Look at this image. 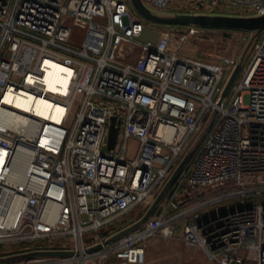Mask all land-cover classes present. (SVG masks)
Masks as SVG:
<instances>
[{"label":"built area","instance_id":"1","mask_svg":"<svg viewBox=\"0 0 264 264\" xmlns=\"http://www.w3.org/2000/svg\"><path fill=\"white\" fill-rule=\"evenodd\" d=\"M140 2L164 16L229 3L264 15V0ZM147 22L126 0H0V247L13 245L0 256L71 252L0 264H144L149 239L179 229L209 264H264V36L221 100L239 61L182 54L195 24L142 40ZM188 153L151 216L108 241Z\"/></svg>","mask_w":264,"mask_h":264},{"label":"rangeland","instance_id":"2","mask_svg":"<svg viewBox=\"0 0 264 264\" xmlns=\"http://www.w3.org/2000/svg\"><path fill=\"white\" fill-rule=\"evenodd\" d=\"M128 1L129 10L135 16H140L136 9L131 4L130 0ZM226 8H220L218 6H212V8L207 11H199L201 14L207 15H218V16H230V17H254L255 15L252 12H248L244 10L239 5H233L232 3L226 4ZM147 26L143 34L141 35V39L154 38L157 29H160L152 25V22H147ZM177 26L183 25H175L170 24V28H176ZM164 27V26H162ZM204 31L192 38L189 42H187L181 53L187 55L189 57L197 58L199 60L213 62L217 60V58L221 55H229L234 59L240 61L241 57H243V66L246 61L250 57L252 43L256 39H260L264 36V29L255 36V30L249 28H240V27H219V26H203ZM74 31H76L74 29ZM110 134V128L109 133ZM197 140V138H196ZM108 137H107V147H108ZM13 245H5L4 247H0V249H8ZM20 247V246H19ZM26 255L24 252H16L12 254H6L0 256V260H9V259H19L23 258ZM203 262L201 264H206L205 256L202 257ZM113 262V260H110Z\"/></svg>","mask_w":264,"mask_h":264},{"label":"water","instance_id":"3","mask_svg":"<svg viewBox=\"0 0 264 264\" xmlns=\"http://www.w3.org/2000/svg\"><path fill=\"white\" fill-rule=\"evenodd\" d=\"M133 7L136 9V11L139 13V15L146 19L147 21L153 22V23H162V24H175V25H189V24H195L199 26H219V27H240V28H249L254 29L255 36H257L262 29H264V15L258 16V17H230V16H218V15H207V14H197V15H191V14H178V15H171V16H164V15H158L155 13H152L147 7H145L140 0H130ZM243 57H241V60L236 65L235 69L233 70L232 74L230 75L227 83L225 84V87L221 94V100L225 98L234 83L235 79L237 78L241 66H242ZM110 134L108 136V149H112L115 147L117 142V137L119 133L120 128V120L116 119L115 117L110 118ZM190 157V153L186 154L174 173L171 175L161 192L158 194V196L153 201L152 205L149 207L145 215L134 225L126 228L125 230L119 232L112 238H110L108 241L114 240L121 235L133 230L134 228H137L142 223H144L153 213L154 209L156 208L158 202L162 199L165 192L171 185V183L174 181L184 164L187 162V160ZM99 246L93 247L90 249V251H94L98 249ZM70 251H35L27 253L23 258H32L35 256H66L70 255ZM13 260V259H9ZM7 261V260H4ZM0 262H3L0 260Z\"/></svg>","mask_w":264,"mask_h":264},{"label":"crops","instance_id":"4","mask_svg":"<svg viewBox=\"0 0 264 264\" xmlns=\"http://www.w3.org/2000/svg\"><path fill=\"white\" fill-rule=\"evenodd\" d=\"M131 146L136 147V142L131 141ZM181 234L179 229L174 237L149 239L144 264H201L204 253L200 249L186 248ZM105 264L118 263L107 261Z\"/></svg>","mask_w":264,"mask_h":264},{"label":"bare ground","instance_id":"5","mask_svg":"<svg viewBox=\"0 0 264 264\" xmlns=\"http://www.w3.org/2000/svg\"><path fill=\"white\" fill-rule=\"evenodd\" d=\"M56 70L57 71H61V70H63L61 67H59V66H57L56 67ZM45 77V79H47L46 77H49L47 74L44 76ZM48 80V82H50L52 85H54V83L53 82H56V80L57 79H51V80H49V79H47ZM52 85H50V86H52ZM24 98L23 99H21L22 100V102H23V106H26L28 103H30V101L32 100V96H30L29 94H25L24 96H23ZM35 103H36V106H38V105H45V104H47V102L46 101H44V100H42V99H36L35 100Z\"/></svg>","mask_w":264,"mask_h":264},{"label":"trees","instance_id":"6","mask_svg":"<svg viewBox=\"0 0 264 264\" xmlns=\"http://www.w3.org/2000/svg\"><path fill=\"white\" fill-rule=\"evenodd\" d=\"M152 25L153 26H156V27H158V28H170V24H162V23H153L152 22ZM162 26H164V27H162Z\"/></svg>","mask_w":264,"mask_h":264}]
</instances>
